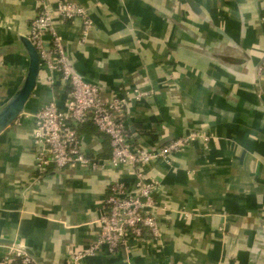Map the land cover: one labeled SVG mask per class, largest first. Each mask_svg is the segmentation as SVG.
I'll return each mask as SVG.
<instances>
[{
	"label": "crops",
	"instance_id": "obj_1",
	"mask_svg": "<svg viewBox=\"0 0 264 264\" xmlns=\"http://www.w3.org/2000/svg\"><path fill=\"white\" fill-rule=\"evenodd\" d=\"M89 10L91 28L54 13L75 74L105 100L129 93L130 138L154 148L189 132L209 134L143 170L155 178L159 237L131 242L82 264H264V0H46ZM38 0H0V47L27 36ZM45 45L50 37L44 38ZM26 59L0 57V105L22 81ZM52 99L62 109L58 77L40 66L23 114L0 134V239L18 241L36 264H72L95 239L96 221L115 180L108 140L80 128L87 154L103 168H66L35 181L32 115ZM11 245L0 243V264Z\"/></svg>",
	"mask_w": 264,
	"mask_h": 264
},
{
	"label": "built area",
	"instance_id": "obj_2",
	"mask_svg": "<svg viewBox=\"0 0 264 264\" xmlns=\"http://www.w3.org/2000/svg\"><path fill=\"white\" fill-rule=\"evenodd\" d=\"M38 5L39 10L30 23L27 37L39 54L40 66L58 77L64 93V105L61 109L52 99L31 117L35 181L39 182L50 172L66 168L94 171L104 167L99 158L87 154L82 147L78 127L86 122L108 140L109 165L112 168L130 167L136 179L131 186L118 180L109 184L96 221L94 241L71 258L72 264H82L86 256L100 254L102 247L113 255L121 248H128L131 242L145 243L158 238L160 231L154 194L159 182L147 177L143 168L157 160L168 161L170 155L195 141L207 143L210 136L189 132L162 146L148 149L135 146L126 123V107L135 96L115 94L111 100H105L96 85L74 73L61 39L51 26L54 13L63 20H81L83 31L80 43H84L92 26L89 10L68 2H58L54 8L46 0H38ZM261 23L264 28V14ZM46 35L50 37L48 47L44 42ZM258 73H264V57L258 66ZM1 260V264H36L20 247L15 246H10Z\"/></svg>",
	"mask_w": 264,
	"mask_h": 264
},
{
	"label": "water",
	"instance_id": "obj_3",
	"mask_svg": "<svg viewBox=\"0 0 264 264\" xmlns=\"http://www.w3.org/2000/svg\"><path fill=\"white\" fill-rule=\"evenodd\" d=\"M17 44L0 47V57L15 53L23 56L27 61L25 75L10 97L0 105V134L11 126L24 112L32 96L40 69L39 54L27 36H19ZM0 243L20 247L32 259L33 253L26 246H21L18 241L0 239Z\"/></svg>",
	"mask_w": 264,
	"mask_h": 264
},
{
	"label": "trees",
	"instance_id": "obj_4",
	"mask_svg": "<svg viewBox=\"0 0 264 264\" xmlns=\"http://www.w3.org/2000/svg\"><path fill=\"white\" fill-rule=\"evenodd\" d=\"M85 124L91 125L90 123H87V122H86ZM85 124H83V125H85ZM83 125H80V126L78 127V130H79V131H80V128H81ZM91 126H92V125H91ZM92 127L94 128V126H92ZM94 130H95V128H94ZM79 131H78V132H79ZM98 134H99V133H98ZM100 135H101V134H100ZM101 136H102V135H101Z\"/></svg>",
	"mask_w": 264,
	"mask_h": 264
}]
</instances>
